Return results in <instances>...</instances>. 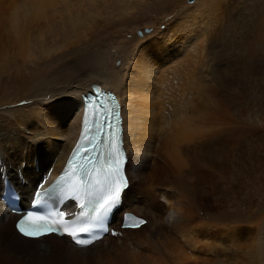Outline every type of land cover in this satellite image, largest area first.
Returning a JSON list of instances; mask_svg holds the SVG:
<instances>
[{
	"label": "bare ground",
	"instance_id": "1",
	"mask_svg": "<svg viewBox=\"0 0 264 264\" xmlns=\"http://www.w3.org/2000/svg\"><path fill=\"white\" fill-rule=\"evenodd\" d=\"M120 1L0 0L11 34L0 39V176L10 177L21 203L42 177L53 179L78 133L81 94L98 84L117 95L128 152L129 186L112 224L119 227L123 212L146 224L80 249L66 237H20L17 217L0 203V264H232L243 230L217 211L231 188V144L244 126H235L233 103L264 92V5H249V27H237L232 0H198L154 36L122 35L113 55L94 52L92 41L121 13ZM261 240L256 256L264 264Z\"/></svg>",
	"mask_w": 264,
	"mask_h": 264
},
{
	"label": "rangeland",
	"instance_id": "2",
	"mask_svg": "<svg viewBox=\"0 0 264 264\" xmlns=\"http://www.w3.org/2000/svg\"><path fill=\"white\" fill-rule=\"evenodd\" d=\"M123 1L122 0L120 1V4L121 5L123 4L121 13H119L120 11L119 10L117 11L118 13H116L113 16L112 22L108 26V31H106V33L100 36L98 35V38L96 37L94 41H92L91 45H92V49L94 50V52L101 51V53H103L105 51H110L111 49H113V44L117 43V41L119 40V37L122 35L124 36L126 35V39H128V41H131L132 35H134L135 37L139 39L142 38L143 36H150V35L154 36V34L157 33V31L160 32L164 30L165 27H167L169 24H172V22L175 21L176 19L179 20V14L181 13V11L184 8L188 7V5L191 4V2L194 3L195 1L197 2L198 0H193V1L192 0L191 1L189 0H127V1L123 0ZM201 1L202 0L198 2H201ZM214 1L216 2L218 0H214ZM231 2L230 4L227 5V8H228L227 10L229 12V10L231 9L230 6L232 7L231 9L232 11L230 10L229 16L233 18L232 20L234 21L237 27H239L238 25L242 24L244 21L247 24V26L250 25L251 21H249V19L251 16L249 14H251V11H253L254 5L259 4V3L264 5V0H232ZM249 5L250 7H253V8H250V7L248 8ZM240 11H242L243 13H240ZM236 12L239 14H237ZM247 15L249 17H247ZM237 18H240V20ZM237 31H236V34L237 36H239L240 31L238 32ZM10 35L11 34L8 32L7 28L5 27V24L2 25L0 21L1 41L3 40V43H5L4 39L7 40L8 38H10ZM11 41L12 40L7 41L6 44L10 45ZM225 45H227V43H225ZM132 47L133 46H130L128 50L124 52V56L134 48ZM215 48H216L215 50L216 52L214 51L213 52L211 51V52H212V55L215 53V56H217V53H218L217 51L219 49L218 47H215ZM230 51H234V50H230ZM228 52L225 55H227V57L230 56L229 58L232 60L234 59V57H236V55L238 56V54L236 53L237 51L236 52L234 51V53L231 52L233 54L228 53ZM109 54L113 55V52L110 51ZM114 58H118V57L114 56ZM122 59H123V56H121V59L119 57V60H116L115 65L117 67H119L122 64ZM201 61H202V58H201ZM200 63H198L197 66ZM197 71H198V68H197ZM263 87H264V83L260 85V88H261L260 91L261 90L264 91V89H262ZM263 95H264V92L262 93L260 92V93L255 94L254 98L252 99L250 96L243 97L242 100H237L233 103L232 112L237 117L235 119L236 120L235 126L239 127L238 129H240L244 125L246 126V128L244 126L243 127L245 130H243V127L241 128V130L234 137L236 138L234 139L235 141L233 140L234 143L232 142L231 144V148L234 146L233 144H236L237 148L239 147L237 149L235 148L236 147L235 145V147L231 149V155H232L231 156V160H232L231 166L232 167L230 168L231 172H229V176H228L230 180L229 182H230L231 188H230V192L228 193V195L222 196L221 199L219 200V203H218L219 210L217 211L219 214L218 217L220 218L221 216V219L222 218L226 219V216L227 218H229L230 215L233 216V219L232 217H230V219H228L229 220L228 222L232 223L233 226L240 227L238 228V231L239 229L243 230L242 233H240L239 231L238 237H236V238H239L237 239L238 241L235 242V243H238L237 244L238 246H234V250L232 251V256H231L232 264H261L260 262L258 263V261H260V259L258 258L259 256L258 257L256 256L258 254V251H257V242L255 241H257L258 237L261 236L262 237L261 241L264 242V172H263L264 171V96ZM256 117H257V120L255 121ZM238 124L242 126L240 127V125ZM248 128L250 131L248 130ZM247 130L248 132H250L249 134ZM246 132H247V135H246ZM239 135L242 138L241 137L238 138ZM243 136L245 137V141H244ZM238 140H239V143H238ZM240 144L243 147L240 148ZM240 152H242V158L240 157L241 156ZM236 154L238 156H236ZM239 159H241V161H238ZM234 162H237V163L234 164ZM240 164H242L245 167V170L243 171L241 170V172H239L240 169L238 171V168L241 167ZM238 165L240 167H238ZM243 166L241 167L242 169H244ZM247 169H249L250 171L249 170L247 171ZM236 171L239 172L238 175L235 174ZM257 173L258 174L260 173L259 174L260 177H258ZM236 175L237 176L240 175L241 179H239V177L237 178ZM242 177H244V179L246 180L245 182L243 181ZM239 180L243 181L244 183L243 182L240 183L241 181ZM242 192L243 194L246 192L244 194L245 196L242 194ZM227 201L229 202V204ZM230 212H233V213H230ZM249 214H251V216ZM247 217L248 218L250 217V218L248 219ZM20 250L22 251L24 249H20Z\"/></svg>",
	"mask_w": 264,
	"mask_h": 264
},
{
	"label": "snow or ice",
	"instance_id": "3",
	"mask_svg": "<svg viewBox=\"0 0 264 264\" xmlns=\"http://www.w3.org/2000/svg\"><path fill=\"white\" fill-rule=\"evenodd\" d=\"M36 195L40 197H51L53 195H59V193H56L53 189V190H46L44 192H37ZM63 199L64 198L61 197V202H63ZM120 201H121L120 196H117L114 199L109 197V199L105 200L104 204H102L100 208L97 210V215H95L94 217H89L86 223H91L93 229H98L99 231H102V232L108 231V228L106 226L107 218L109 217L111 213H113L116 209H118L120 205ZM63 214L64 213L61 210V215ZM72 215L73 214L71 213L69 214V216H72ZM134 219L135 218L131 216L126 217V221L134 220ZM143 223L144 221L141 219L140 224H143ZM123 226L128 227L129 225L125 223ZM22 232H23V235L25 236L37 235L36 233L30 232L28 230H22ZM77 243H79V240H77Z\"/></svg>",
	"mask_w": 264,
	"mask_h": 264
},
{
	"label": "water",
	"instance_id": "4",
	"mask_svg": "<svg viewBox=\"0 0 264 264\" xmlns=\"http://www.w3.org/2000/svg\"><path fill=\"white\" fill-rule=\"evenodd\" d=\"M189 1H191V0H189Z\"/></svg>",
	"mask_w": 264,
	"mask_h": 264
}]
</instances>
